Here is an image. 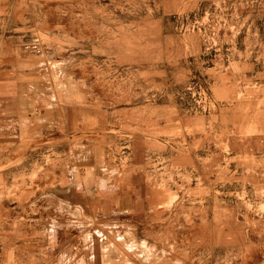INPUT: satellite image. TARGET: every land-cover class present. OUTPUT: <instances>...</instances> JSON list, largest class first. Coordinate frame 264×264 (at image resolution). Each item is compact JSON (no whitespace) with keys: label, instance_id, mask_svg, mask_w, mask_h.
I'll return each instance as SVG.
<instances>
[{"label":"rangeland","instance_id":"1","mask_svg":"<svg viewBox=\"0 0 264 264\" xmlns=\"http://www.w3.org/2000/svg\"><path fill=\"white\" fill-rule=\"evenodd\" d=\"M0 65V264H264V0H0Z\"/></svg>","mask_w":264,"mask_h":264},{"label":"crops","instance_id":"2","mask_svg":"<svg viewBox=\"0 0 264 264\" xmlns=\"http://www.w3.org/2000/svg\"><path fill=\"white\" fill-rule=\"evenodd\" d=\"M5 68L8 69V71H6ZM6 72H7V74H5ZM8 72H10L9 68H7L4 65H0V87L2 89H7L8 86H11V87L14 86V87H16V94L20 93V86L22 85L21 80H19L18 78L11 77L12 72H10V74ZM6 99L8 100V102H9V100L10 101L15 100V98L8 97V96H6ZM9 127H10V129H9ZM9 127H8V129L10 131H13V129L15 130V127L14 128L12 126H9ZM82 187H84V186L82 185Z\"/></svg>","mask_w":264,"mask_h":264}]
</instances>
